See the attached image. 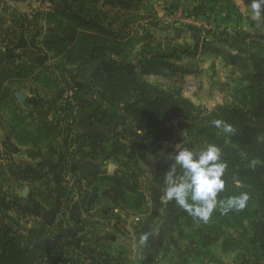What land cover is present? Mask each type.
<instances>
[{"label":"trees","instance_id":"trees-1","mask_svg":"<svg viewBox=\"0 0 264 264\" xmlns=\"http://www.w3.org/2000/svg\"><path fill=\"white\" fill-rule=\"evenodd\" d=\"M23 1L0 0V42H8L5 47L10 52H20L0 58V104L8 107L14 103L10 87L26 82L38 83L56 95L59 90L54 66L59 67L60 75H69L75 81L91 62H97L91 74V94L100 127L117 126L120 115H124L147 140L158 142L166 126L174 123L192 141L204 147L215 144L221 149V159L227 168L225 190L218 194V200L244 192L249 195L243 210L214 211L207 222L186 214L175 218V232L180 242L196 243L192 260L223 264L214 250L218 245L222 255L236 254L244 264L264 257V33L228 28L208 32L218 44L245 57L252 67L245 77L236 80L232 101L209 111L197 107L182 93L154 86L144 78L161 76L168 71L173 75L191 74L173 61L194 52L180 47L173 55L151 53L136 63L129 61L127 52L133 43V28L143 19L139 13L146 0H48L47 6L40 7L33 15L3 7L8 2ZM32 31L35 34L29 41L28 52L21 54L25 48L17 50L15 40H25ZM66 105L63 122L68 127L67 133L70 134L72 126L79 130L75 136L77 149L71 154L73 160L88 147L89 140L80 118L74 115V106L71 102ZM215 120L232 125L235 132L224 133L214 126ZM8 128L19 146L41 151L53 143V133L47 126L25 124L16 113L12 114ZM114 145L112 159L120 169L113 174L102 172L96 176L95 185L99 190L112 192L114 207L140 214L146 203L140 186L145 171L128 146L118 139ZM109 153L102 150L104 155ZM65 167L67 172H72L69 162ZM7 170L15 182L39 183L40 187L33 190L36 196L49 207L56 204L54 188L50 186L52 180L46 172L26 161L10 163ZM79 184V196H83L86 190L81 181ZM19 202L16 198L11 205L17 215L31 213ZM48 236L42 227L28 229L25 235L8 227L0 228V264H81L66 256L63 249L53 250L32 262V250L26 244L35 245ZM115 260L105 256L102 263L131 264L128 258Z\"/></svg>","mask_w":264,"mask_h":264},{"label":"rangeland","instance_id":"rangeland-1","mask_svg":"<svg viewBox=\"0 0 264 264\" xmlns=\"http://www.w3.org/2000/svg\"><path fill=\"white\" fill-rule=\"evenodd\" d=\"M42 2L46 4L42 5ZM47 2L25 0L20 3L8 2L3 7L33 15L40 7L44 9ZM251 2L146 0L139 13L143 19L133 28V43L127 52L128 59L136 63L142 56L151 53L173 55L180 47L188 49L195 54L173 62L191 74L173 75L168 71L161 76L144 78L154 86L182 93L197 107L209 111L229 104L236 80L245 77L252 67L245 57L218 44L208 32L228 28L229 31L264 33V16L254 14ZM34 34L32 31L25 40H15L17 50L25 48L21 54L28 52L29 41ZM5 44L0 42V58L20 54L18 51L10 52ZM97 65V62H91L75 81L69 75H60L59 67L54 66L59 90L56 95L51 89H44L35 82L10 87L15 96L14 103L8 107L0 104V228L8 227L24 235L31 228L47 230V239L31 246L26 244L32 250V262L53 250L63 249L66 256L81 264H103L105 256H111L114 260L126 258L123 255L128 253L130 246L140 245V237L154 232L164 240L160 248L166 255L191 253L196 243L180 242L174 225L177 216L189 214L175 201L163 199L165 174L173 163L170 155L184 147L194 151L205 147L192 141L174 123L166 126L164 136L158 142L147 140L136 124L124 115H120L117 126L108 129L100 127L91 94V74ZM20 92L25 94L22 103L18 101ZM67 102L74 106V115L80 118L83 132L89 140L88 147L73 160L71 154L77 149L75 136L79 130L72 126L70 134L67 133L68 127L63 122ZM14 113L25 124L34 126L41 123L47 126L53 133L52 145L41 151L31 146L16 145L8 128ZM115 139L128 146L129 152L135 154L145 171L140 186L146 203L140 214L114 207L112 192L99 190L95 185L96 176L102 172L113 174L120 169L112 159ZM102 150L110 153L104 155ZM24 161L46 172L51 178L50 186L54 188L56 196L54 206L45 205L36 196L33 190L40 187L39 183H18L11 179L7 166ZM66 162H69L72 172H67ZM80 181L86 190L83 196H79ZM16 198L31 213L17 215L11 208ZM140 225L144 227L140 228ZM214 250L221 259L224 256L223 264H244L236 254L222 255L219 245ZM252 264H264V257Z\"/></svg>","mask_w":264,"mask_h":264},{"label":"clouds","instance_id":"clouds-1","mask_svg":"<svg viewBox=\"0 0 264 264\" xmlns=\"http://www.w3.org/2000/svg\"><path fill=\"white\" fill-rule=\"evenodd\" d=\"M251 8L256 16H264V0H252ZM213 124L226 134L235 132L233 126L224 121L215 120ZM221 156V149L215 144H208L199 151L184 147L170 155L173 163L165 174L163 199L175 201L190 216L204 222L217 210L222 213L243 210L249 200L246 192L217 199L218 194L225 190L226 183L227 165Z\"/></svg>","mask_w":264,"mask_h":264},{"label":"crops","instance_id":"crops-1","mask_svg":"<svg viewBox=\"0 0 264 264\" xmlns=\"http://www.w3.org/2000/svg\"><path fill=\"white\" fill-rule=\"evenodd\" d=\"M142 227L144 225H140V228ZM139 241L140 245L130 246L128 253L123 255L130 260L131 264H201L194 262L191 253L188 252H174L166 255L160 248L164 240L156 232L152 235H143ZM222 260L224 261V256Z\"/></svg>","mask_w":264,"mask_h":264},{"label":"water","instance_id":"water-1","mask_svg":"<svg viewBox=\"0 0 264 264\" xmlns=\"http://www.w3.org/2000/svg\"><path fill=\"white\" fill-rule=\"evenodd\" d=\"M24 100H25V94L23 92H20L18 94V101L22 103L24 102Z\"/></svg>","mask_w":264,"mask_h":264}]
</instances>
